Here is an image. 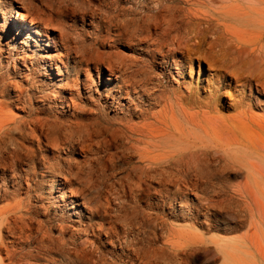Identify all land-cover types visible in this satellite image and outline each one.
I'll return each instance as SVG.
<instances>
[{
	"label": "bare ground",
	"instance_id": "bare-ground-1",
	"mask_svg": "<svg viewBox=\"0 0 264 264\" xmlns=\"http://www.w3.org/2000/svg\"><path fill=\"white\" fill-rule=\"evenodd\" d=\"M29 1L33 4H38L35 12L36 16L32 17V15L17 9V21L15 22L17 26L20 27L19 30L28 29L29 34L35 31L37 34L47 37V45L51 42L52 46L64 50V54L62 55L66 61L71 57L73 58V70L76 75L81 73V70L89 74V66L93 64L99 75V80L102 82V77H104L106 73L104 70H101V66L102 64H106L109 70V77L107 79H110L109 81L107 80L104 86L106 87L112 84V75L116 76V78H120V80L116 82L117 84L114 88L106 95V98H103V105H114V101H116L114 99H118V96L123 94H125L123 98H129V100L131 98L132 103L136 98H134V96L132 97L133 93V95H137L138 100L140 99L143 102L147 101L149 107L146 108L140 105L141 103L138 104L137 102L133 108L129 107L127 109L126 116H120L124 118H122L123 121L121 119L119 122H112L109 119H113L114 117L111 116L108 117V119L106 117L107 111L105 112L102 105L101 108H98L99 111L94 112L92 119L86 120L83 118V120L80 119L82 116L79 117L81 112L79 111L80 107L78 103V99L82 98V94L80 87H77L72 91L71 97L69 96L70 99L68 97L72 104L65 99L66 96H63L64 94L61 96L63 97V99H61V104L66 102L68 109L70 107L72 108L71 114L69 115H67V110L63 111V113L67 115L65 120L51 119L45 116L46 114H43V117H34L28 124L22 123L15 128L10 127L7 123L0 125V197L7 195L6 190L8 189L9 183H12L15 191H18L24 179L27 180L29 184V180L35 178L37 175L35 171V157H37V153L35 154V152H37V150L33 149L34 146L27 144V142H37L38 145L36 146L39 150H47L51 145L52 147H61L62 149L59 148V151L67 149V153L70 155L78 151L80 155L81 153L86 155L83 163L79 160L76 161V159H67L66 157L67 160L64 162L61 156H59V152L57 153L58 155L55 154L56 156H52V160L55 159V161H51L47 158V163H49L48 168L51 169L50 172L52 174L51 178L47 181H50L49 188L51 191L57 188L58 192H61V200H66V188H70V198L74 196H78V199L82 198V205L87 207L90 217L89 222L83 229H80V231L91 234L95 238L87 241L85 244L81 242L78 245L76 241V237L78 236L74 234L76 232L72 233L73 235L70 232L71 235H69L71 237L66 238L69 236L66 235L68 226L63 224L58 227L59 231L57 233L59 234L54 235L51 232V227L47 225L46 221H43V219L39 220L40 218L37 219V215L32 214V205L29 201L34 196L29 193L27 201H23V198V200L18 202L17 205L15 204V206L0 207V264H120L119 262L122 264H186L188 259L193 257L194 251H196L195 249L202 246L213 247L217 254L221 253L227 259L229 255L228 250L231 247L232 241L226 240L218 235L206 237L204 234L199 233L195 236L192 235L173 240L169 236L170 233L167 232L168 226L170 229L176 230V232L177 230H181V228H177L179 226H175L166 218L165 208L172 209V206H174L173 201L177 199H179L182 206H185L187 201L185 200L186 202L183 203V199L188 195V190H198L201 188V185L205 183H200L198 182L199 180L194 181V176L192 177L193 181H187L183 179L184 174L189 171H195L196 175L200 176L202 179H209L214 173L211 162V160H213L212 158L208 156L207 158H199V160L186 158V155L197 153V150H194L196 143H193L195 145L190 143L182 145L181 141L191 140L190 130L194 131L195 127H200L205 133L210 134L211 129L212 131L214 130L213 126H210V123L203 124L202 121L198 119L200 112L195 109L191 111L190 107L184 106V97L182 98L179 94L176 97L178 100V107L176 106L177 110L174 108V105L170 103L172 102L171 97L167 95L168 93L165 89L166 84L164 85L163 78H161L163 73L157 77L145 68V66L139 65L140 61L137 59L125 58L123 56H117L116 59H113L115 54L110 53L106 55V52H104L107 45L106 36H104L102 31H98L97 28L96 31L92 29L93 33L87 28L95 26V23H97V26L102 27V23L106 21L111 22L112 19L119 18V26L115 30L118 36L125 35L128 36L129 39H132V41L133 39H137L139 42L143 41V38H149L152 40L153 44L155 43L154 45H157L154 51L157 49L158 52H154L151 49L149 51H152L153 54H162V58L173 57V62H175V54L180 52L184 58L183 61H181L183 67L186 58L191 59L193 54H198L201 56L200 58L208 60L210 64L214 66V73L221 85L231 86L233 79H235L237 86H241L242 93H244L247 88L252 91L255 82L256 90L251 92L250 99L255 97L257 101L260 92H264V0H225L228 5L223 10H218V13L223 18L235 20L245 27L244 32L240 33L241 30H238L240 32L237 35L228 29H223V33L218 34L214 26L219 28L223 25L222 23H224H221L219 17L209 15L206 17H195L194 14V16H192L190 12L193 11L190 10L189 14L191 15H183L180 18L177 12L178 10L171 4L172 0H123V2L130 4L129 7H124L123 18H120L122 14L119 15L118 13L108 15L109 7L112 5L114 7L115 5L119 8L122 0ZM112 8L110 9L112 10ZM198 10L199 9H197V11ZM89 14L91 19L89 26L79 30L77 22L81 21L82 26H84L87 22V15ZM204 15L207 14L205 13ZM28 17H32L30 24H28L29 21H27ZM186 19H188V21H185ZM203 21L206 24L202 26ZM110 25H112V23ZM106 27H108V25ZM57 32L59 35H57ZM90 34H94L95 36L92 37V40H89L91 43H87L88 41L86 42V40ZM224 38L227 41H225ZM121 42L126 43V41ZM132 43L130 42V44ZM150 45L153 46L152 44ZM166 46H172V48L168 47V49L166 48L167 50H164ZM143 47L144 46H142V48ZM56 55L49 56V65L50 68H52V65L56 64L58 74L62 75L63 72L54 58ZM189 59L187 60L189 61ZM43 60L45 63L48 62L44 57ZM57 60L61 62L64 67L68 68L66 61L61 58H57ZM152 61L151 65L154 64ZM176 68H178V66ZM211 74H213V72ZM72 80V85H80L78 77ZM88 81L89 80H83V87H92V85L88 86ZM65 84L67 86L70 85L71 80L67 81ZM13 85L15 86V84ZM19 86H21V84ZM65 87L62 88L65 89ZM21 88L26 87L21 86ZM3 90L4 89H2V91ZM15 91L17 92V89ZM18 91L19 93L16 94V101L22 102L24 101L23 92L21 89H18ZM177 91L178 90H176V92ZM97 93L99 99H101L102 92L99 90ZM46 94L44 96H40L39 94V96L44 97V100L49 96ZM0 95H2V93ZM192 96L190 97L195 98ZM217 96H220V94L215 93L213 99L208 102H203L201 101L202 98L200 99L198 97L200 100H196L195 105L197 103L199 106L207 107L209 110H204L203 112L205 113H210L211 111L217 112V105L219 104V100L216 98ZM39 100L42 99L39 98ZM163 101L168 102V105L165 107L161 105ZM157 103H160L164 108L161 110L158 109V112L151 111L154 104L156 105ZM80 106L82 107V105ZM23 107H25V105ZM97 107L100 106L97 104ZM97 107L95 106L93 108L97 109ZM249 111L248 109V112ZM250 114L252 115V113ZM31 115L33 114L31 113ZM54 117L56 116L54 115ZM134 117L142 119L134 121ZM14 120H16V118ZM115 120H119L117 119V115ZM253 122L258 123L255 120H253ZM245 125H242V128H240L241 132L239 131L240 133L234 135L230 141H228V145L224 147V149L226 151L232 148L233 150H243L245 155H235L231 157L229 164L232 167L244 168L250 176H254L255 179H249L247 181L249 191H252L251 187L255 185H258L257 190H261L259 186L264 183V144L251 140ZM235 126L236 125H234V127ZM251 128L253 129V127ZM234 129L236 130V128ZM221 131H223V129L219 130V132ZM194 135L196 138L201 137L198 133H194L193 137ZM61 136L63 137V141L61 140ZM43 139H45L46 142H44ZM261 139L260 137V140ZM184 143L186 144L185 141ZM54 148H52V150ZM254 153L257 155H254ZM132 156L137 158V160H134L135 163L133 162V165L129 164V169L124 168L125 170H121L119 168V163L129 157L131 159ZM173 162L178 163L175 165L176 167L172 165ZM43 164L45 167L47 166L45 163ZM24 165L28 166L26 167L27 169L22 167ZM9 171H12L11 175ZM119 171L120 176L116 178L115 176L117 175H115V173ZM60 176L63 177L65 181H62L63 178L61 180L57 178ZM255 176H257L258 179ZM182 181L185 182L186 188L180 186L182 185ZM74 182H77L79 185L78 188L76 187V190L74 189L75 187L72 189V184L74 185ZM171 186H176L177 191L174 190V192H171ZM246 196L250 198L254 197L252 193H246ZM35 202L34 204L36 205ZM68 202H73V199L68 200ZM68 202L64 201V205L56 203L57 205L54 206L58 207L57 210L63 216L66 215V217H68L67 215H72V213H78L82 216L83 210L80 202H76L79 207L77 204V206L73 205L72 208H74V210L67 208ZM198 205L194 206V211L193 209L187 208V212H189V215L186 213L187 217L184 216L185 214L181 216L177 215V217L179 216V218H183L184 220L189 218V220H192L194 223L207 224L205 229L214 230L221 229V220H223L227 214L233 215L231 207L224 202H220V204H211V207L213 206L214 209H211L210 205L205 206V203L204 209L202 208L204 206ZM242 214L244 215L243 212ZM202 215L205 216V220L200 221ZM97 217L100 218L99 223L97 219V223L93 221L94 218ZM59 223L60 221L58 225ZM222 230L227 233H232L235 227L227 226ZM251 231L254 235L256 234L254 232L256 230L253 231L251 229ZM103 234L107 235L109 244L113 245V248H111L109 252L103 249ZM160 241L161 244L159 243ZM117 243L119 247L117 246L116 248ZM34 251H36V253H34ZM41 255L45 257L47 262L44 263L39 261L42 258ZM233 255L235 254L233 253ZM32 260H36L37 262L30 263Z\"/></svg>",
	"mask_w": 264,
	"mask_h": 264
},
{
	"label": "rangeland",
	"instance_id": "rangeland-1",
	"mask_svg": "<svg viewBox=\"0 0 264 264\" xmlns=\"http://www.w3.org/2000/svg\"><path fill=\"white\" fill-rule=\"evenodd\" d=\"M121 4H120L119 8H117L115 5L113 7V5L111 4L112 6L110 5L111 7H109V9H108V15H112L113 13L114 14L118 13L119 15L122 14L120 16V18H123L124 17L123 16V9H124V7H129L130 4L123 2V0H122ZM124 4H126V5H124ZM171 4L176 7V10H178L177 12L180 15V18L183 15H191V14H189L190 10L193 11L190 13H192V16L195 15V17H200V16L206 17L208 15L213 16V17H219L221 23L222 22H224V23H222L223 25H221V27H219V28L214 26V28L217 29L218 34H222L223 29L231 30L236 35L240 32L238 30H241L240 33L244 32L245 27L242 26L241 23H239L235 20H232V19L223 18L222 16L219 15L218 12L221 11V9L223 10L228 5V3L225 0H172ZM138 5H139V3H138ZM37 7H38V4H36V3L33 4L29 0H0V75H1L0 76V94L2 93V95H3V96L0 95V105H1V107H0V125L7 123V124H9L10 127L15 128L16 126H19V124H22V123L28 124V122H30L34 117H37V116L43 117L44 116L43 114H46L45 116L50 117L51 119L65 120L67 115L71 114L72 108L70 107L68 109V107L66 106V102H64V104H61V99H63V97H61V96L64 94L63 96H66L65 99L71 103V101L69 100L71 95H72L71 93L77 87H80V91L82 94V98L78 99V103H79V107H80L79 111L81 112V115H79V117L82 116L80 119L84 118L86 120H89L90 118L92 119L94 116V112L99 111L98 108H101V106L104 104L103 98L104 97L106 98V95L114 88V86L117 84L116 82L119 81L120 78L117 77L118 78V80H117L116 76L112 75L111 76V78L113 79V80L111 79L113 81L112 84L110 86L105 87L104 84L107 83V80L109 81V79H110V78L107 79L109 77V70L107 69L106 64H102V66H101V70L102 71L104 70V72L106 73L104 75V77H102V82H100L99 75L97 74L96 68L93 64H90V66H89V72H90L89 74H87L84 70H81L80 71L81 73L76 75V73L73 70V64H74L73 58L71 57L68 61H66V59L62 55V54H64V50H61L59 47L52 46L51 42L48 43V45H47V43H46L47 37L41 36V35L37 34L35 31L33 33L29 34L28 29L19 30L20 27H18L16 22H15V21H17L16 20L17 19L16 10L19 9L22 12H25V13H28L29 15H32V17H33V16H36L35 12H36ZM112 7L115 9H113ZM110 8H112V10ZM197 9H199L200 11L199 10L197 11ZM204 12L207 15H204L205 14ZM32 17H28V19H27V21H29L28 24H30ZM185 21H188V19H186ZM189 21H191V20H189ZM90 22H91V19H90V14H89V15H87V22L84 26H82L81 21L77 22L79 30H81V28H83V27L87 28V26H89ZM108 22L109 21L102 23V25H101L102 27L97 26V23H95L94 24L95 26L87 28L88 30H91L92 33H93L92 29H94L96 31V28H97L98 31L99 30L102 31L104 36H106L107 45H106L105 50H104V52H106V55H109L110 53L115 54L113 56V59H116L117 56H123L125 58L137 59L140 61L139 65L145 66V68H147L152 74H155L157 77H159L163 73L161 75V78H163L164 85L166 84V86H167V87L165 86V89H166V92L168 93L167 95L170 96L172 99L171 100L172 102H170V103H172L174 105V108L176 109L178 107V103H177L178 100L176 99V97L179 94L180 96H182V98L184 97V103H185V104L183 103L184 106L190 107L191 111H193V109H195L196 111H199L200 114L198 116V119H200L203 124L210 123L211 124L210 126H213V128H214L213 131L211 129L210 134L205 133L204 130L201 129L200 127H195L194 131L189 129L191 131L190 132L191 134L189 133L191 136V140H184L186 142V144L184 143L183 140L181 141L182 145H187V143L195 145L193 143H196L194 150H197V153H195L193 155H186V158L191 159V160H199V158H207V156L212 158L213 160H211V162H212V169H213L214 173L209 179H202L200 176L196 175L195 171H193V172L189 171L188 173L184 174L183 179H185L187 181L192 180V177L194 176V178H193L194 181L199 180L198 182H200V183L205 182V183H203L201 185V188L198 190H191V191L188 190V195H186V197H184V199H183V203H185L187 201L186 202L187 204L185 203V206H182V204H180L181 202H179V199H177V200L173 201L174 206H172L173 207L172 209L165 208L166 209L165 210L166 218L169 219V221L171 223H173L175 226H179L177 228H181V230H177V232H176V230L174 231V230L170 229L168 226L167 232L170 233L169 236L173 240H177V238L180 239L181 237H188V236H192V235L195 236L199 233V234H204V236H206V237L218 235L220 237H223L226 240L232 241V244H231V247L229 246L230 247L228 250L229 255H228L227 259L221 253L217 254L213 247L202 246L200 248L195 249L196 251H194L193 257L188 259L186 264H264V235H263L264 234V193H263L264 192L263 191L264 190V183L259 186V188L262 191L257 190L258 185L252 186L251 187L252 191H249V189H248L249 185H247V181L249 179H255L254 176H250L248 174V172L245 171L246 169H244V168L232 167L229 164V162H230L229 160L231 159V157H233L235 155L236 156L237 155H245V153L241 149L240 150H233V148H232L231 149L232 151L230 149H227V151L224 149V147H226L228 145V141H230V139L234 135L240 133L241 132L240 128H242V125H245V124L248 126L247 127L245 125L250 139L264 144V128H262V127H264V123H263V120H264V92L263 91H262V93L260 92V94H259L260 96L257 99V101H256L255 97L253 99H250V97H251L250 94H252L251 92L253 90L254 91L256 90V83L255 82H254V87H253L252 91L249 88H247L244 91V93H242L241 86H237L235 79H233L231 86H224L223 84L221 85L219 83V80H217V76L214 73L215 72L214 66H212L208 60H206L204 58H200L201 56H199L198 54H193L191 56V59L186 58V60H185L186 62L184 63V67H183V65H182L183 63H181V61H183L184 58L180 52H177L175 54V56H174L175 62L172 61L173 57L162 58V54H159V53L153 54L152 51H154V49L157 45H154L155 43L153 44L152 40H150L149 38H143V41L139 42L137 39H135V40L133 39V41H132V39H129L128 36H125V35L118 36V34L116 33L115 30L119 26V18L118 19L114 18V19H112L111 22H109V23ZM111 23H112V25H110ZM115 23H116V26H115ZM226 23H227V25H226ZM106 24L108 25V27H106L107 26ZM204 24H206V23L203 21L202 26ZM228 26L231 28H229ZM220 31H221V33H220ZM58 32H57V35H59ZM105 34H107V35H105ZM90 36L87 37V40H86V42L88 41L87 43H91L89 40H92V37H94L95 35L90 34ZM117 39H118V41H117ZM224 40L227 41L225 38H224ZM111 41H113V42H111ZM121 41H123V42L126 41V43L125 42L122 43ZM130 42L131 43L133 42V43L130 44ZM150 44H152L153 46H151ZM111 45H113V46H111ZM142 46H144L145 48L144 47L142 48ZM109 47H110V49H109ZM140 47H141V49H140ZM168 47L169 46H166L164 48V50L166 48L168 49ZM169 48H172V46H170ZM150 49L152 51H149ZM156 51L158 52L157 49L154 52H156ZM148 52H149L150 56L148 55ZM151 53H152V55H151ZM51 55H56L54 58L56 59V62L58 63V65L60 66V68L63 72L62 75L58 74L56 64H53L52 68H50L49 56H51ZM137 55L140 57H138ZM43 57H44V59L48 60L47 63H45V61L43 60ZM57 58H61L62 60L66 61L68 64V68L64 67L63 64L57 60ZM151 58L152 59L154 58L153 61ZM187 59H189V61ZM151 61L154 64L151 65ZM177 66H178V68H176ZM212 72H213V74H211ZM69 76H70V78H69ZM76 76L78 77V79L80 81L79 86L72 85L73 84L72 79H76L77 78ZM92 79L94 80V82ZM70 80H71V84L67 86L65 83L67 81H70ZM83 80H89L88 86L92 85V87L91 86L83 87V85H82ZM5 81H6V83H5ZM234 81H235V83H234ZM8 82H9V84H8ZM3 83H4V86H3ZM7 84H8V86H7ZM13 84H15V86H17V87H15ZM20 84L22 87H26V88H21V86H19ZM31 85L33 88L31 87ZM14 87H15V89H14ZM62 87L63 88L65 87V89H63ZM178 87H179V89H178ZM234 87H236V88H234ZM1 88L4 90L2 91ZM10 88H11V90H10ZM16 89H17V92L15 91ZM18 89H21V91L23 92L24 101H22V102L16 101V96H17L16 94L19 93V91H20V90L18 91ZM99 90H100V92H102L101 93L102 94L101 99H99L98 93H97V91H99ZM176 90H178L177 91L178 93L176 92ZM26 91H28V92H26ZM173 91H175L176 94ZM46 93H48V94H46ZM215 93L220 94V96L216 97L219 100L218 101L219 104L217 105L218 106L217 112L211 111L210 113H205V112H203L204 110L205 111L209 110V109H207V107L199 106V104L197 105V103L195 105V101L198 100L199 98L204 99V100L201 99V101H203V102H208L209 100L213 99ZM39 94H40V96H44L45 94L47 96L48 95L49 96L46 97L47 99L45 98L43 100L44 97H40ZM88 94H90V95H88ZM123 95H125V94H123ZM123 95L118 96L119 100L114 99V100H116V101H114L115 102L114 105H110V106L109 105L108 106L103 105L102 106V108L105 109V112L107 111L106 112L107 118L111 117V116L114 117V118L112 117L113 119L108 118L112 122L121 121V119L127 115V113H126L127 109L129 107L133 108L135 106V103H137V102H138V104L141 103L140 105H143L146 108L149 107L148 106L149 103L147 101L144 100L145 102H143L139 99L140 100V102H139L137 95L135 96V95H133V93H132V97L134 96V98L135 97L136 98L134 99V102H132V103H131V98H130V100H129V98H123ZM190 96L195 97V98H191ZM68 97H69V99H68ZM85 97L87 98V100ZM196 97H197V99H196ZM39 98L42 100H39ZM189 99H190V103H189ZM28 100H30V101H28ZM187 101L189 104L187 103ZM163 102L161 103V105H163L164 107L166 105H168V102H164V103ZM93 103H94V105H93ZM191 103H193V104H191ZM97 104L100 107H97ZM24 105H25V107H23ZM63 105H64V107H63ZM80 105H82V107ZM156 105L154 104L151 111L153 110L154 112H158L159 110L164 108L163 106L160 105V103H157ZM95 106L97 107V109L93 108ZM160 106H161V108H160ZM196 106H197V108H196ZM245 107H246V109H245ZM247 108L250 110L249 112H248ZM65 110H67V112H68L67 115H65L63 113V111H65ZM31 113L33 115H31ZM49 113H51V114H49ZM85 113H86V115H85ZM88 113H90L91 115ZM250 113H252L253 116ZM201 114L204 116H202ZM213 114H214V116H213ZM54 115L56 117H54ZM116 115H117V119H119V120H115ZM87 116H88V118H87ZM120 116H123V117H120ZM200 116H201V118H200ZM17 117H19V118H17ZM15 118H16V120H14ZM203 118L207 119L208 121L203 119ZM251 118H254V119H251ZM123 119H122V121H123ZM133 119H134V121H138L142 118L134 117ZM253 120L257 121L258 123L253 122ZM14 122H15V124H14ZM239 122H243L244 124L239 123ZM236 123L237 124L239 123L238 124L239 126ZM255 123H256V125H255ZM260 123H262V124H260ZM234 125H236V126L234 127ZM219 126H220V128H219ZM222 127H225V128H222ZM251 127H253V129ZM218 128H219V130L223 129V131L219 132ZM234 128H236V130ZM238 128H239V130H238ZM253 131H255V132H253ZM256 132L260 133V134H257ZM194 133H198L201 137L196 138L195 135L193 137ZM217 133H219L220 135ZM214 134H215V137H214ZM253 136H254V139H253ZM260 137L262 138L261 139L262 141L260 140ZM43 140H44V142H46L45 139H43ZM61 140L63 141V137ZM36 143L37 142H34V143L33 142H27V144L34 146L33 149L37 150V152H35V154L37 153V157H35V166H36L35 171H36L37 175L35 176V178L29 180V182H30L29 184L31 186L28 184V181L24 179L25 181L24 180L22 181L23 184L20 188L21 190L19 189L18 191H15L14 187L12 186V183H9L8 189L6 190L7 195L4 196L5 198L0 197V202H1L0 207L12 206V205L15 206V204L17 205L18 202H21L23 200V198H24L23 201H27L28 200V194L31 193L34 196L29 201L30 204L32 205V207H31L32 211H33L32 214L37 215V219L40 218L39 220L43 219V221H46L47 225H49L51 227V232L54 235L59 234V233H57L59 231L58 227H60V225L63 224L65 226H68V229L66 231V235H69L70 232H71V234L76 232L74 234L76 236H78V237H76V241L78 242V245L81 242H84V244H85L87 241L95 239L91 234H87L86 232L80 231V229H83V227L89 222V217H90V214H89L87 207L82 205V198L78 199L77 198L78 196H74V197L70 198L69 197V195L71 194V192H69L70 188H66V197H65L66 200H61V192H58L57 188H54L53 191H51V189L49 188L50 181H47L48 179L51 178V175H52L50 172L51 169L48 168V164H49V163H47L48 159H50L51 161H55V159L52 160L53 159L52 156L54 157V156L58 155L57 153L59 152V156H61V159L64 160V162H65V160L72 158V159H76V161L79 160L80 162L83 163L86 155H84L83 153H81V155H80L79 151L70 155L67 153L68 152L67 149L64 150L65 152L63 150H60V151H62V152H60L59 148L62 149L61 147L54 146L57 148L56 149V148L52 147L51 145L48 147L47 150L46 149L39 150L38 147L36 146V145H38V143L37 144ZM210 143H212V144H210ZM42 144L45 145L44 143H42ZM52 148H54L53 149L54 151L52 150ZM201 149H203V150H201ZM50 151H52V152H50ZM54 152H56V153H54ZM40 153H42V154L44 153V154L42 155ZM254 155H257V154L254 153ZM44 156H45V158H44ZM68 156H70V157H68ZM226 158H227V160H226ZM44 159H45V161H44ZM129 159H130V157L124 159L123 160L124 162L123 161L120 162L123 167L119 163V168L121 170H125L124 168L129 169L130 165H133V162L135 163L134 160H137V158H135L133 156L131 157L130 161H129ZM125 160H126V162H125ZM43 163H45V165H47V166L45 167ZM177 164H178L177 162L172 163V165L174 167H176L175 165H177ZM126 165L129 167H127ZM22 167L27 169L26 167H28V166L24 165ZM227 170H228V172H227ZM232 170H234V171H232ZM120 171L118 173H115V175H117V176H115L116 178L120 176V174H119ZM230 171H231V173H230ZM121 172H123V171H121ZM9 173L11 175L12 171L11 172L9 171ZM255 177L257 178V176H255ZM57 178L58 179L60 178V180H61L63 177L60 176ZM62 181H65V179L63 178ZM181 184L182 185H180V186H182V188H184V187L186 188L185 182L182 181ZM74 185L72 184V189L75 187L74 189L76 190L79 187V185L77 184V182H74ZM156 187H158V186H156ZM171 187H173V188H171ZM171 187H170L171 192H174V190L177 191L176 186H171ZM41 188L43 191L41 190ZM1 189H2V187H1ZM202 190H203V192H202ZM191 192H192V194H191ZM223 192H224V194H223ZM50 193H53V194H50ZM246 193L247 194L252 193L254 195V197L250 198V197L246 196ZM40 194H41V196H40ZM218 195H219V197H218ZM48 196H49V198H48ZM196 196H197V198H196ZM21 197H22V199H21ZM35 199H36V202H35ZM71 199H73V202H68V200H71ZM168 200H167V202H168ZM16 201H17V203H16ZM64 201L68 202L67 208L68 209L70 208L72 210H74V208H72L73 205L77 206L78 204L76 202H80L81 208L83 210L82 216L79 215L78 213L77 214L72 213V215L69 214L70 216L67 215L68 217H66V215L63 216L57 210L58 207H55L54 205H57V204L64 205ZM34 202L36 203L37 206L34 204ZM220 202H224L225 204H228L231 207V211L233 213V215L227 214L226 215L227 217L225 216L223 218V220H221V222H222L221 223L222 224L221 229L208 230V228L205 229L207 224L203 225L201 223H194V222H192V220H189V218H186L184 220L183 218H179V216L177 217V215L181 216L184 214H185L184 216L187 217V215H189V212H187L188 211L187 208L193 209V211H194L195 205L200 204V206H204V203H205V206L210 205V208L214 209L213 206L211 207V204H220ZM261 202H262V204H261ZM167 205H168V203H167ZM46 206H47V208H46ZM205 206L202 208L204 209ZM78 207H79V205H78ZM235 207L237 208V210ZM42 208H43V210H42ZM240 211H242L244 213V215ZM186 213H187V215H186ZM236 214H238V215H236ZM51 217H53V218H51ZM53 219L55 221H58V222L60 221L59 225H58V222H55ZM56 219H58V220H56ZM96 219L98 220V223H99L100 218L99 217L94 218L93 221H96V223H97ZM61 220H63L66 224ZM203 220H205V216L202 215L200 217V221H203ZM52 221H54V222H52ZM231 221H233V222H231ZM55 223H56L57 227L55 226ZM225 223H227V224H225ZM235 223H236V225H235ZM226 225L235 227V230L232 233L231 232L230 233L224 232L222 229L224 227H227ZM183 228L186 230H184ZM236 228H238V229H236ZM251 229L253 231L256 230V231H254L256 233L255 234L256 236L251 231ZM249 231H250V233H249ZM261 231H263V232H261ZM70 235L67 236L66 238L71 237ZM174 235H176V236H174ZM102 241L104 242V246H103L104 248L103 249L105 251L107 250L109 252L111 250V248H113V245L109 244L107 235H105V234L102 235ZM159 243L161 244V241ZM118 245L119 244L117 243L116 248ZM80 246H82V245H80ZM244 250L247 252H245ZM34 253H36V251H34ZM233 253L235 255H233ZM41 257L42 258L39 260L40 262H44V263L47 262L43 255H41ZM35 262H37V261L36 260L30 261V263H35ZM119 263L122 264L121 262H119Z\"/></svg>",
	"mask_w": 264,
	"mask_h": 264
}]
</instances>
